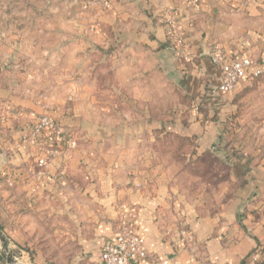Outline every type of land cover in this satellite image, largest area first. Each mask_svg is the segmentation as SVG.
<instances>
[{
	"label": "crops",
	"instance_id": "crops-1",
	"mask_svg": "<svg viewBox=\"0 0 264 264\" xmlns=\"http://www.w3.org/2000/svg\"><path fill=\"white\" fill-rule=\"evenodd\" d=\"M108 2V10L93 3L94 12L84 16L85 22L93 25L91 38L99 43L95 53L101 52L117 75L107 84L125 88L124 95L132 96L129 106L105 108L103 124L92 123L90 116L100 112L94 91L86 78L71 80L76 86L71 106L59 104L45 113L87 140L62 143L63 154L35 188L22 171L24 165L54 143L48 132L25 140L27 117L10 114L0 120V264H48L38 246L48 245L43 240L51 235L35 236L25 219L35 201L36 213L49 214L55 232L66 234V257L60 260L64 264L100 260L129 210L136 212L138 232L153 257L131 264H264V113L242 110L246 94L264 76H247L223 93L218 89L221 67L207 55L216 41L230 56L250 55L264 63V0ZM167 11L173 12L190 46L186 61L168 41ZM79 18L77 23H83ZM160 77L187 100L169 122L159 120L152 106L136 104L156 99ZM167 132L190 138L193 158L218 156L229 171L228 180L212 189L202 175L189 173L185 163L163 153L159 139ZM19 142L20 148L12 152ZM12 169L18 172L14 189L5 183H11ZM22 197L27 210L18 207ZM183 228L195 235L189 248L180 235ZM255 253L257 262L252 261Z\"/></svg>",
	"mask_w": 264,
	"mask_h": 264
},
{
	"label": "rangeland",
	"instance_id": "rangeland-1",
	"mask_svg": "<svg viewBox=\"0 0 264 264\" xmlns=\"http://www.w3.org/2000/svg\"><path fill=\"white\" fill-rule=\"evenodd\" d=\"M89 1L92 0H85V2L80 0H0V104L8 102L10 113L14 111L13 108H22L28 114L33 112L34 120L43 111L44 113L50 111L59 104L66 103L65 106L70 107L73 102L72 89L76 88L72 86L71 80H85V78L88 79L94 91L97 99L95 106L100 111L90 116L92 123L103 124L107 119L106 113H103L104 110L128 108L127 100L132 96L130 94L125 96V88L119 85L107 84V81H115L117 75L111 70V64L105 60L104 55L101 52L95 53L99 43L91 38L93 25L89 24L90 21L85 22L87 19L84 17L87 13L94 12ZM78 17L83 20V23H77ZM153 88L157 90V87ZM131 89L141 92L136 87ZM151 89L152 87H143L142 91L148 90L150 93ZM155 97L156 99L151 103L138 101L136 104L138 107L152 106L160 113L159 120L163 122L174 120V114L181 110L187 101L182 93L170 89L166 80L161 77L159 92ZM246 98L248 100L242 107L244 113H264V82L255 84V87L246 94ZM39 110L42 113H39ZM242 110L241 113H243ZM135 118L136 116L134 120ZM23 120L28 121L29 124L32 123L29 117ZM112 120L110 118L109 122ZM134 120L132 119L131 122ZM73 136L76 142L87 140L83 133ZM49 137L54 143L52 147L63 148L60 145L65 142L55 140L52 135ZM228 138L230 139V135ZM159 141L163 153H170L176 161L185 163L189 173L202 175L205 185L211 186L212 189L228 180L229 171L214 153L193 158L190 156L192 146L184 147L182 139L165 134L160 136ZM14 146L11 148L12 152ZM43 153L44 150L40 156ZM24 168L26 170L22 171L25 175L27 174V180L31 179L33 187H41L46 181L47 176L42 180L36 178L35 171L38 166L34 159L25 164ZM17 173L16 170H11L12 182L11 184L5 182L8 188H15L14 178ZM24 194L22 193V196ZM35 202H32L31 210L34 209V211L30 218L28 219V214L25 215L26 223L33 227L34 230L31 231L35 236L46 232L51 235L50 239L43 240V243L48 245L38 246L43 249L47 263L64 264L60 260L66 257V234H63V231L55 232V224L49 223V214L47 217H42L36 213V207L39 206L35 205ZM52 202L54 203L53 199ZM18 207L21 210H27L29 204L22 197ZM51 216L52 219L55 218L53 213ZM9 254L11 255V251Z\"/></svg>",
	"mask_w": 264,
	"mask_h": 264
},
{
	"label": "built area",
	"instance_id": "built-area-1",
	"mask_svg": "<svg viewBox=\"0 0 264 264\" xmlns=\"http://www.w3.org/2000/svg\"><path fill=\"white\" fill-rule=\"evenodd\" d=\"M100 5L103 10L110 9L111 5L108 0H93L89 1ZM166 30L168 41L171 48H173L179 57L183 60H188L191 57L190 46L184 38L182 27L175 18L173 12H166ZM210 60L221 67V82L218 86L219 91L227 93L232 91L236 84L243 78L249 76L253 79L261 78L264 76V63H259L254 60L250 55H228L227 51L219 45L218 42L213 41L209 45L207 53ZM12 113L10 104L2 102L0 104V120L5 121L10 114L16 117H29L32 123L29 124L28 135L25 140L36 137L43 132H48L55 140L62 141L70 145L76 143L74 134L68 131L63 124L53 119L49 114L42 113L33 120V115H29L26 111L15 109ZM33 113V112H31ZM2 134L0 132V147L2 146ZM21 146L19 142L14 149ZM63 154L59 147H49L44 150V153L36 158L38 169L35 171L36 178L42 180L46 177V168L51 165L55 159ZM9 182H12L11 180ZM11 184V183H10ZM180 235L185 244L189 248L195 242V235L189 228L180 230ZM153 258L146 248V242L143 236L138 232L136 225V213L133 210L127 211L122 216L121 222L117 227L116 239L113 243L104 246L101 258L91 264H131L133 259H147ZM259 255L255 253L252 261L257 262ZM11 264V263H10Z\"/></svg>",
	"mask_w": 264,
	"mask_h": 264
},
{
	"label": "trees",
	"instance_id": "trees-1",
	"mask_svg": "<svg viewBox=\"0 0 264 264\" xmlns=\"http://www.w3.org/2000/svg\"><path fill=\"white\" fill-rule=\"evenodd\" d=\"M167 134L172 135V136H174V137H176L178 139H182L184 147L193 146V142H192V140L190 138L175 134L173 132H167Z\"/></svg>",
	"mask_w": 264,
	"mask_h": 264
}]
</instances>
